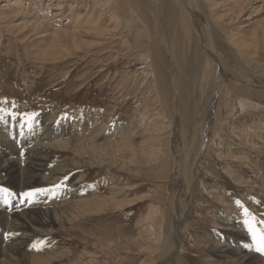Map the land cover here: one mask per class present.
I'll return each mask as SVG.
<instances>
[{
    "label": "rangeland",
    "instance_id": "374dc122",
    "mask_svg": "<svg viewBox=\"0 0 264 264\" xmlns=\"http://www.w3.org/2000/svg\"><path fill=\"white\" fill-rule=\"evenodd\" d=\"M9 1L11 0H0V108L5 109L4 113H0L5 117L0 121V125L7 123L13 127L11 133L0 132V151L14 153L15 160H19V165L22 162L21 166L24 167V155L28 149L35 153L46 144L60 141L54 139L55 126H51L48 131L43 126V120L47 116L49 119L58 116L65 121L74 131V137L66 149H59L56 152L39 178L40 185L34 188L51 191L43 195L38 194L32 205L26 201L20 202L19 194L24 191L19 192L0 185V188H7L15 194L9 197L12 202L5 204L3 193H0V211L3 220L0 222L2 244L5 247L6 244L12 245L22 236L14 228H10L13 222L23 223L27 227L29 240V243L16 255L9 256L7 262L9 264H160L159 252L154 254L150 251L154 250L153 244H156V241L157 243L163 241L161 235L163 228L160 222L168 209V199L174 193L172 182L175 172L174 154L169 150L168 134L172 133L173 123L183 128L184 133H188L193 127L197 128L199 121L196 119L207 104L202 89L193 84V79L199 73L198 66L203 54L200 48L188 46L190 37L193 35L195 37V34L185 27L184 20L180 18L178 2L127 0L133 4L130 9L125 0H41V2L22 0L25 7L31 6L34 2L38 11L42 8L44 10L37 17L42 20L41 23H46V27L37 34L22 29L20 24L25 21L24 18L1 12L2 7ZM200 1L202 2L194 0L197 4L195 6L196 12L198 11L197 17L204 21L203 24L209 26L204 33L216 44L217 52L230 67L226 68L222 64L223 66L219 68L221 71L218 70V83L222 85V89L219 92L210 129L209 136L212 138L210 137L205 150L204 171L200 175V181L192 187L197 199L193 202L195 208L191 228L184 234L182 248L174 257L173 264H213L208 258L209 254L204 249L203 242L209 239L217 242L219 237L225 241L231 240L232 232L227 229L232 227L223 225V221L233 219L234 224L235 221H239L238 228L246 232V236L240 238V245H252L251 234L244 225L245 219L252 220L257 228L264 231V225L259 223L264 220V94L257 93L262 95H256L258 101L251 95L252 92L258 91L251 78L257 75L264 76V44L258 48L253 44L255 33L259 31V24L264 29V9L248 23L244 20L253 10H249V6L247 8L246 5V14L238 21L239 23H234V27L229 31H218L224 38V43L227 35L229 38L234 36L240 39V46L231 50L227 42V46L223 43L226 47L217 45L221 40L213 33L215 20L212 17L224 16L222 19L224 23L221 24L226 25V18L232 14L233 7L226 3V0H216L220 5L212 8L209 4L215 0H205L206 3L204 0ZM58 2L62 5L57 4ZM259 5L264 8V4L258 2L252 7ZM78 11L87 17H92L93 20L105 22L107 27L111 24L110 28L113 29L115 25V27L119 26V29L105 33L101 39L106 40L100 46L97 41L93 42L82 35L78 45L63 41L57 44L58 47L56 45V50L55 47L53 48L54 52L51 51L54 57L46 56L45 51L53 41L52 29L66 31V26L68 27L73 15ZM112 15L116 16V20H113ZM99 16L102 20L98 19ZM26 17L34 16L26 15ZM25 34L27 37H24ZM39 38L41 41L35 45ZM152 41L157 48L161 47L160 50L163 52L170 50L173 53L180 87L176 98L171 94L168 100L160 99L161 79L154 62L156 60L153 53L146 54L151 49ZM87 42L90 44H86ZM235 52H239V58L235 56ZM231 67L237 71L238 69L244 71L247 79ZM223 74L240 81L239 85L231 84V81L226 83ZM190 78L192 84L184 86V82L190 81ZM226 85L229 86L226 88ZM235 97L237 100L234 99ZM257 102L260 104H255ZM24 112H36L38 116L32 127H25L22 130L23 135H20L18 114ZM12 113L17 114L16 119L12 118ZM202 114L204 117L200 129H205L209 120L205 113ZM81 120L83 123L80 124ZM85 121L97 122L90 131L91 125L88 126ZM118 124L151 133L154 130L166 129L168 132L162 133L166 144L163 159H158V156L149 158L151 155L146 154L142 161L126 165L121 161L126 158L122 153L115 155L113 161L108 156L106 166H87L88 162L95 163L87 152L92 149L104 152L106 147L108 149V143L120 139V136L115 135L113 131ZM137 125L139 128H136ZM141 154V152L137 153L138 160ZM127 155L132 158L131 153ZM64 162L68 164L69 169L65 176L67 179L64 177L52 183V172ZM109 162L112 165L114 163V166H109L111 165ZM232 175L240 176L243 182L235 183ZM78 179L82 180L81 183L73 185ZM57 185L59 187H56ZM116 185L118 188H123L121 194L117 196L114 195ZM218 195L226 203L225 206L214 198ZM133 201L135 207L129 206ZM86 202L90 204L85 205ZM51 206L53 208L48 209ZM245 208L250 214L247 217L244 215ZM38 210L63 211L62 216L70 217L75 214L76 218L69 222L64 220L47 225L35 224L36 222L30 225L26 223L23 216ZM152 212L156 219L152 218L151 229L147 226L148 223L141 224V219L147 218ZM144 228L148 231L151 229V234L154 230L157 240L156 237L154 240L150 239L152 235L144 231ZM4 233L13 234L7 242ZM41 239L45 240L47 245L42 251L30 248L32 242ZM2 247L4 246H0V249ZM256 254L262 257L264 264V255Z\"/></svg>",
    "mask_w": 264,
    "mask_h": 264
},
{
    "label": "bare ground",
    "instance_id": "6f19581e",
    "mask_svg": "<svg viewBox=\"0 0 264 264\" xmlns=\"http://www.w3.org/2000/svg\"><path fill=\"white\" fill-rule=\"evenodd\" d=\"M109 1H111V0H109ZM176 1L178 2L177 8L180 11V18L184 20L183 23H184L185 27L188 30L193 31V33L195 34V37H194V35H193V37L192 36L190 37L191 41H190V44L187 43L188 46L191 45L192 47L200 48L201 52L203 54V59L200 60L201 62L198 66L199 73H197L196 78L193 79V84L198 85L202 89V91L204 92L207 104H206L205 108L202 110V113H205L208 116L209 122L207 125L204 123L206 125L205 129H200V123L204 117L203 114L200 113L196 119L197 121H199V124L197 123L198 124L197 128L194 129V127H193L192 130L189 131L188 133L182 132L183 128H180L177 124L173 123V125H172L170 123L172 125V133H171V135L168 134V140L170 142L169 150H170L171 154H174V160L173 161L175 164V170H174L175 172H174V175H173L174 177L172 180L173 187H174V193L171 196V198L168 199V207H167L168 209H166V211L164 212L163 218H161L162 222H160V224L162 225V228H163V231H162L163 234L161 233V235L163 237V241L161 243H159V242L157 243V241H156L157 237L155 236L154 230L152 231V234H151V229L153 226L151 224L152 223L151 220H152V218H153V220L156 219V218L154 219L155 215L153 214V212L150 213L147 216V218L144 217L143 220L141 219V224L148 223L147 226H149L151 228L150 231H148L147 229L144 228L145 229L144 231H146V232L150 233V235H152L150 239L154 240L156 237V240H155L156 244H153L154 250L153 251L151 250L150 252H152L154 254L159 252V255H160L159 258L161 259L160 264H173L174 257L177 255L178 251L182 248L183 236L191 228L193 209L195 208V206H193V202L197 199L195 192L192 191V187L195 183L200 181L199 180L200 175L204 171L203 170V163L205 160V150L207 148L208 142L212 138L211 136H209L210 129H211V125H212V122L214 119L215 108H217L216 106H217V102L219 100V92L222 89L221 88L222 85H220V83H218L217 74H218V70H219L220 66L224 65V66H226V68L230 67L228 62L222 58V56L219 52H217V50L215 48L216 44L211 42L207 37L208 35L204 33V31L209 26L207 24H203L204 21L200 20L197 17L198 11L196 12V8H195V6H197V4L194 2V0H176ZM198 1L202 2L200 0H198ZM210 1H212V0H210ZM40 2H41V0H40ZM204 2H205V0H204ZM255 2H258L259 4L260 3L264 4V0H261V1H258V0H226V3H228L230 6L233 7L232 8V14H229V17L227 15V17H228V18H226L227 24L226 25L221 24V22L224 23V21H222L224 16H220V17L217 16L216 17V15H215L212 17L215 20L214 21V29L215 30L213 33L215 35H217L218 38H220L219 40H221V41L217 42V45H221V46L226 47L227 46L226 42H227L229 47H231V50H234L240 46V43H239L240 39L237 37H234V36H233V38L232 37L229 38L227 35V37L225 39L226 42L224 43V38L222 36H220V33H218V31L219 32H220V30L229 31L230 28L234 27L233 24L237 23L239 20H241L242 17L246 14V8H245L246 5H247V8L249 6V10H253V11L248 14V18L245 19L244 21L249 23L251 20H253V18H255V16H258L264 9L263 6H260V5L256 6V7H252V5ZM125 3H126V5H128V7L130 9H131V7H133V4L131 1L129 2V1L125 0ZM226 3L224 2V4H226ZM50 4H51V2H50ZM57 4H59V2ZM218 5H220V4L216 0L212 1L211 4H209V6L211 8L214 6H218ZM46 7H47V4H46ZM58 8H60V7H58ZM204 8H205V6H204ZM24 10H26V11H24ZM227 10H226V12H227ZM42 11H44L43 8L39 9V11H38V9L34 6V2L29 7L23 6L22 0H11L8 3H5V5L1 9V12H6V13L8 12L9 15H11L13 17L24 18L25 21H23L20 24L22 29L29 30L30 32L37 33V34L39 33V31L41 29L46 27L45 26L46 23H43V22L41 23L42 20L40 21L37 17V15L39 16L40 12H42ZM70 11H72V9ZM226 12H225V15H226ZM93 14L94 13H92V15ZM26 15H30V16H34V17H30V18L28 17L27 18ZM113 17H114L113 20H116V16H113ZM39 18H41V17H39ZM99 18L101 19L100 16L98 17V19ZM116 23H118V22H116ZM109 26L107 27L105 22H102L100 20L97 21V19L93 20L92 17H87L86 15L82 14V12L80 13L78 11L77 14L73 15L72 20H70V22L68 24V27L66 26V29H67L66 31L54 29V28L52 29L53 35L52 34L51 35L53 36V41L51 43L52 45L45 51L46 56L52 57L54 50H56V45L59 43H62L63 41H66L67 43L69 42V44L72 43V45H78V40H80V37L82 35L89 38V40L91 39L93 42H94V40L97 41L96 43L100 46L101 44H104L103 42H105V40H106V39H101L102 36L105 35V33L114 32L115 30L119 29V26L115 27V25H114L113 29L110 28ZM261 27H262L261 24H259V31L257 30L258 32L255 33L256 38H255V42L253 44L256 45V48H258L262 44H264V29H263V27L262 28ZM85 29H88V30H85ZM76 30H77V32H74ZM80 30H83V31H80ZM103 30H104V32H102ZM20 32H21V30H20ZM37 34H35V35H37ZM24 37H27V34H25ZM103 38H105V37H103ZM40 39L41 38L36 40L35 45H37L36 44L37 42L41 41ZM82 41H84V40H82ZM86 44H90V42H87ZM141 44H142V42H141ZM159 44H161V43L159 42ZM135 45H137V44L135 43ZM246 45H248V44L246 43ZM138 46H140V44ZM143 46H144V44H143ZM57 47H58V45H57ZM150 47H151L150 51L146 52L148 50L147 49L145 52H146V54L148 53V55H149V53H153V57L156 60L154 62L156 64V67H157V70L159 73V78L161 79V83L159 81V92H160L161 101L168 100L167 98H169V96L171 94L176 98L177 94L179 93L180 87H179V79H178V76H177V73H176V70L174 67L175 60H174L173 53L170 50H166L165 52H163L162 50H160L161 47L157 48V46L155 45L154 42L152 44H150ZM53 48H54V50H53ZM138 49H139V47H138ZM52 50H53V52H51ZM143 50H145V48H143ZM186 51H187V49H186ZM251 53H253V52H251ZM253 54H255V52ZM253 54H251V55H253ZM148 55H146V56H148ZM245 55H247V54L245 53ZM235 56H237L239 58V56H240L239 52H235ZM138 57H140V55ZM115 60H117V59H115ZM231 69L235 70L236 72H238L240 74H243L245 79H247L244 71H242L241 69H238L239 71H237L234 67H231ZM193 70L197 71V69H193ZM220 71L221 70H219V72ZM151 72H153V71H151ZM151 72H150V74H151ZM190 73H192V72H190ZM223 79H224V81H227L226 83H228V81H231V84H234V85H239V83H240V81L235 80L226 74H223ZM251 79H253V81L255 82L256 90H258L255 93L252 92L251 95L254 97V99H256V101H258V98L256 95H259V96H262V95L257 94V93L261 92L264 94V76L257 75L256 77L254 76V78L252 77ZM241 80H243V79H241ZM191 84H192V80L190 78V81H188L186 83L184 82L183 85L184 86H190ZM228 86L226 85V88ZM245 87H247V86H245ZM181 89H183V88L181 87ZM240 91H241V89H240ZM227 96H228V94H227ZM236 97L234 99H236ZM231 100H232V98H231ZM240 101H238V102H240ZM255 104L259 105L260 103L258 104V102H257ZM242 105H240V106H242ZM250 106H251V104H250ZM260 106H262V104ZM251 108H253V107H251ZM247 110H249V108ZM244 112H241V113H244ZM237 113L239 114L238 111H237ZM222 114H224V113H222ZM85 122L88 124V126L91 125V129L89 127V130L91 131V130H93V126L97 121H92V122L91 121H85ZM79 123L80 124L83 123V120L79 121ZM144 123H146V121ZM188 124H190L189 121H188ZM162 125L165 126V124H162ZM167 125H169V123ZM43 126L45 127V129L47 131L50 130L51 126H55L56 130L54 132V136H55L54 139L60 140L61 142L56 141L53 144H46L45 147H41L42 149L41 150L39 149L35 153L32 151H29V149H28V151H26V153L24 155V161H25V162H23L24 167L21 166L22 162L19 165V160H15L14 153L8 154V153H4V152L0 151L1 152L0 153V185L7 186V188H11L12 190L15 189L19 192H21V191L25 192L27 189L32 190L34 188H37L40 185L38 183L39 178H40L41 174L45 171V168L47 167V165L52 161V158H54L53 156L56 154V152L59 149H63V150L66 149L69 146L72 138L74 137V131L72 130V128H70V126L68 127L67 123L65 121H63L61 118H59L58 116H53L50 119H49V116H47L43 120ZM141 126H144V125H141ZM12 127L13 126H11L10 124L8 125L7 123H4V124L0 125V132L6 131V132L11 133ZM136 128H139V126ZM143 128H145V127H143ZM113 131H114L115 135L120 136V139L108 143V149H110V150H108L106 147L104 152H102L100 149H98L100 151H95L92 149V151L87 152L88 154H90L92 160L95 162V163L88 162L87 166H91V167L100 166V165L106 166V165H108L106 163V161L108 160V156L113 161V157L115 155L122 154V153H124V156H126L127 159L124 158L121 161H123L126 165L131 164V163H138V161L139 162L142 161L141 159L144 158V156L146 154L151 155V157H149V158H152V156L153 157L158 156V159H161V160L163 159L162 155L164 154L163 152H164V147H166V144L164 143L165 138L162 137V133L168 132L166 129L154 130L151 133V132H144L143 130H140V129H132V128L127 127L123 124L122 125L118 124V125H115ZM262 131H263V129H262ZM9 136H10V134H9ZM213 137H214V133H213ZM166 139H167V137H166ZM51 140H53V138ZM84 140H85V138H84ZM9 141H11V140L9 139ZM220 141H222V140H220ZM155 146H156V150H155ZM167 147H168V144H167ZM19 151H21V149ZM23 151H25V150H23ZM84 152H85V155H87L86 149L84 150ZM138 152L142 153L140 160H138V158H137ZM128 153L132 154V158H129V156L127 155ZM215 153H217V152H215ZM110 154H111V156H110ZM160 156H162V157H160ZM12 157H14V159H12ZM18 157H20V156H18ZM227 157H228V155H227ZM229 157H231V156L229 155ZM72 163H74V162H72ZM78 163H80V162H78ZM67 165L68 164H66L64 162L61 166H59L58 168H56L52 172V176H51L52 177V179H51L52 183L55 181H59L66 176L67 172L69 171ZM109 166L113 167L114 163H113V165L111 164ZM78 178H80V177H78ZM232 178L234 179L235 183H237V184H240L243 182L241 177L238 175H232ZM81 181L82 180L78 179L73 183V185H78L81 183ZM122 191H123V188H118V186H117L116 192L114 193V195L117 196V195L121 194ZM214 198L216 200H218L220 202V204L225 206L226 203L223 202V200L221 199V197L219 195L215 196ZM9 201L12 202L10 198H9ZM56 204H54V205H56ZM84 204L89 205L90 203L86 202ZM127 204H128V202L126 203V205ZM134 205H135V202L133 201V203L129 206L135 207ZM0 206H1V197H0ZM46 206H48V205H46ZM44 207H45V205H44ZM50 208H53V207L51 206L48 209H50ZM73 208L75 209V207H73ZM76 208H78V207H76ZM77 211H78V209H77ZM152 211H153V209H152ZM9 212H10V210H9ZM65 212H67V211H65ZM61 213H64V212L63 211L62 212L61 211L52 212V211H46V210L45 211L38 210V211H32L28 214H25L23 216L24 217L23 219L26 221V223L28 222L29 225L33 222H36L35 224L40 223L42 225H47V224H50L51 222L52 223L58 222V221L63 222L64 220L69 222V221H72V219L76 218L75 214L70 215V217H68V216L66 217V216H62ZM155 213L157 214V212H155ZM7 214H9V213H7ZM62 217H65V218L62 219ZM232 220L233 219L228 220V221H223L224 223L222 222L223 225L232 227L230 229L229 228L227 229V227H226V229L231 230V232L233 234V235L231 234V236H232L231 240L225 241L224 239L219 237V238H217V240H218L217 242L214 240L211 241L210 239L205 240L203 242L204 243L203 247L205 250H207V252L209 254L208 258L211 260V262H213V264H263L262 257L257 255L255 251L250 250L249 245H240V241H241L240 238L243 236H246V232L243 231V229L238 228L239 223H237V222H239V221H235V224H234L232 222ZM0 222H3L1 211H0ZM7 227H9V226H7ZM10 228L11 229L14 228L17 231V233L19 232L20 234H22V236L18 239L15 238L16 242L14 244H12V245L6 244L7 245L6 247L4 244H2V240L0 238V243H1L0 246H4V247H2V249H0V258L3 257L2 258L3 260L2 259L0 260V263L2 262L1 264H9L7 262L9 260V256H11L12 254L16 255L19 250H21L23 247L26 246V244L29 243L27 232H26L27 227L23 223L13 222L12 226L10 224ZM146 228H148V227H146ZM156 231H157V229H156ZM159 235H160V233H159ZM148 237H146V238H148ZM7 241H8V239L6 240V242ZM9 243H10V241H9Z\"/></svg>",
    "mask_w": 264,
    "mask_h": 264
},
{
    "label": "snow or ice",
    "instance_id": "6c2138e0",
    "mask_svg": "<svg viewBox=\"0 0 264 264\" xmlns=\"http://www.w3.org/2000/svg\"><path fill=\"white\" fill-rule=\"evenodd\" d=\"M4 112H5V109L0 108V113H4ZM11 115L13 119L17 118L16 113H12ZM18 115H19L18 123H19V127L21 128L20 135H23L22 130L25 127H28V128L32 127L33 122L38 116V113L24 112ZM4 118H5L4 115H0V121L4 120ZM65 118H66V114H65ZM21 156H23V152H21ZM65 179H67V177H65ZM56 187H59V185H57ZM48 191H51V190L38 188V189H33L30 191L22 192L19 194L21 198L20 202L24 203L26 201L29 205H32L33 203H35V198L38 194L43 195ZM0 193H3L5 204L10 202L9 197L15 195L14 193L10 192L7 188H0ZM244 215L246 217L250 215L247 208L244 209ZM259 223L264 225V220H261ZM244 225L247 226L248 232L251 234L252 245L250 246V250L255 251L256 253L260 255H264V231H262L260 228H257L256 225L253 223V221L249 219L244 220ZM12 235H13L12 233H6L4 238L8 239ZM46 246H47L46 241L41 239V240L32 242V244L30 245V248L36 251H42L43 248Z\"/></svg>",
    "mask_w": 264,
    "mask_h": 264
}]
</instances>
